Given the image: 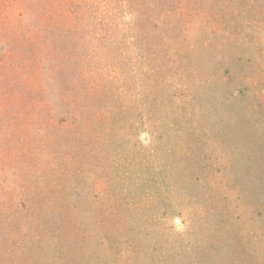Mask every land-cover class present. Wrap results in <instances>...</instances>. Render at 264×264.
<instances>
[{"label":"rangeland","instance_id":"374dc122","mask_svg":"<svg viewBox=\"0 0 264 264\" xmlns=\"http://www.w3.org/2000/svg\"><path fill=\"white\" fill-rule=\"evenodd\" d=\"M0 264H264V0H0Z\"/></svg>","mask_w":264,"mask_h":264}]
</instances>
